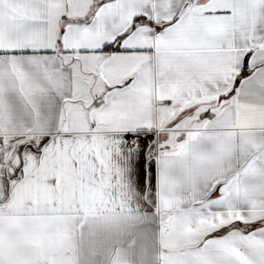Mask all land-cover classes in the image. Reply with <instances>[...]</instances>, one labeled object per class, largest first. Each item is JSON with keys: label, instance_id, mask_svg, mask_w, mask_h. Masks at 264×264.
Listing matches in <instances>:
<instances>
[{"label": "snow or ice", "instance_id": "snow-or-ice-1", "mask_svg": "<svg viewBox=\"0 0 264 264\" xmlns=\"http://www.w3.org/2000/svg\"><path fill=\"white\" fill-rule=\"evenodd\" d=\"M0 264H264V0H0Z\"/></svg>", "mask_w": 264, "mask_h": 264}]
</instances>
